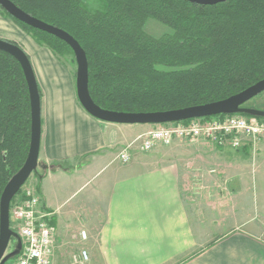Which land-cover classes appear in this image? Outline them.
I'll list each match as a JSON object with an SVG mask.
<instances>
[{
	"label": "crops",
	"instance_id": "1",
	"mask_svg": "<svg viewBox=\"0 0 264 264\" xmlns=\"http://www.w3.org/2000/svg\"><path fill=\"white\" fill-rule=\"evenodd\" d=\"M0 39L26 52L41 95L39 166L30 184L53 213L52 264L75 263L82 249L89 264H264V209L257 218L233 210L240 188L232 183L241 179L229 173L227 157L215 159L230 147L175 140L144 152L145 136L164 125L92 117L78 100L75 57L40 46L1 10ZM242 148L257 157L256 182L264 183V140Z\"/></svg>",
	"mask_w": 264,
	"mask_h": 264
},
{
	"label": "trees",
	"instance_id": "2",
	"mask_svg": "<svg viewBox=\"0 0 264 264\" xmlns=\"http://www.w3.org/2000/svg\"><path fill=\"white\" fill-rule=\"evenodd\" d=\"M11 1L81 44L89 63L90 94L105 110L152 113L199 106L227 99L264 79V0L216 5L101 0L103 8L95 11L84 0ZM0 10L40 46L57 56H74L64 41ZM149 19L172 33L149 35L144 30ZM30 141L28 84L20 63L0 50V201L26 162Z\"/></svg>",
	"mask_w": 264,
	"mask_h": 264
},
{
	"label": "water",
	"instance_id": "3",
	"mask_svg": "<svg viewBox=\"0 0 264 264\" xmlns=\"http://www.w3.org/2000/svg\"><path fill=\"white\" fill-rule=\"evenodd\" d=\"M186 1L200 5H216L228 0ZM0 6L18 21L59 38L72 49L77 63L76 87L78 100L84 110L97 120L121 125H163L219 115L243 114L254 118H264V109L246 106L249 101L264 92V79L227 99L199 106L152 113H122L105 110L94 102L90 94L87 54L72 35L26 13L11 0H0ZM0 50L13 56L20 63L28 84L31 105V141L28 157L23 167L5 187L0 201V264H7L19 255L22 248L21 237L11 228L10 210L14 197L38 169L42 119L41 95L33 67L26 52L20 46L1 39ZM11 243H14L13 252L8 254L7 251Z\"/></svg>",
	"mask_w": 264,
	"mask_h": 264
},
{
	"label": "built area",
	"instance_id": "4",
	"mask_svg": "<svg viewBox=\"0 0 264 264\" xmlns=\"http://www.w3.org/2000/svg\"><path fill=\"white\" fill-rule=\"evenodd\" d=\"M149 132L141 150L151 151L158 143L170 144L175 140H207L219 147L239 149L248 140H264V120L243 115H219L211 118L191 119L188 122L163 124ZM121 160L128 162L130 156L124 152ZM12 203L10 210L11 228L22 240V248L14 264H52L56 245V228L52 224L53 213L41 205V197L31 185L22 187L21 194ZM83 239L87 238L82 232ZM14 247V243L11 245ZM86 249L80 251L75 264H88Z\"/></svg>",
	"mask_w": 264,
	"mask_h": 264
},
{
	"label": "rangeland",
	"instance_id": "5",
	"mask_svg": "<svg viewBox=\"0 0 264 264\" xmlns=\"http://www.w3.org/2000/svg\"><path fill=\"white\" fill-rule=\"evenodd\" d=\"M84 4L91 11L100 10L103 8L101 0H84ZM144 30L149 35L156 38H159L167 33H172V31L167 26L154 19H149L146 22ZM73 63L77 69L75 60L73 61ZM246 106L251 108L264 109V92L249 101ZM217 154L218 157L215 158L216 160H222L223 157H227L225 158V160H228L233 164L232 170H230L229 173L234 172L232 176L239 177L241 179L239 180V182L232 183L233 188L238 189V187L236 186H239L240 188V193H238L237 196H235V198L233 199V210H238V215L245 213L251 215V217L256 216L257 218L260 210L264 209V183L256 182L255 168L253 166L257 157L253 156L250 153H246L243 148L225 149L221 152H218ZM214 173H217V171L214 170ZM33 176L34 174L29 178L25 185L31 183ZM11 252H13L12 246L9 247L7 253L9 254ZM79 256L80 253L77 257ZM14 261L15 259L8 262L7 264H14Z\"/></svg>",
	"mask_w": 264,
	"mask_h": 264
},
{
	"label": "bare ground",
	"instance_id": "6",
	"mask_svg": "<svg viewBox=\"0 0 264 264\" xmlns=\"http://www.w3.org/2000/svg\"><path fill=\"white\" fill-rule=\"evenodd\" d=\"M31 176H32V175H31ZM28 180H29V179H28ZM25 184H26V183H25ZM24 186H25V185H24ZM24 186H23V187H24ZM21 190H22V189H21ZM11 205H12V204H11Z\"/></svg>",
	"mask_w": 264,
	"mask_h": 264
}]
</instances>
